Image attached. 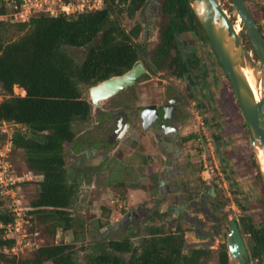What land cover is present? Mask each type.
I'll return each mask as SVG.
<instances>
[{
	"label": "trees",
	"instance_id": "16d2710c",
	"mask_svg": "<svg viewBox=\"0 0 264 264\" xmlns=\"http://www.w3.org/2000/svg\"><path fill=\"white\" fill-rule=\"evenodd\" d=\"M150 3L158 6L164 21L159 23L156 45L147 52L136 42L141 25L137 23L127 29L120 22V15L132 18ZM10 10L14 9L2 5L0 15ZM260 10L264 19V0ZM254 19L264 36L258 19ZM183 33H192L211 46L187 0H104L100 9L70 15L37 12L28 21L0 19V88L4 96L0 100V122L20 125L12 131L9 160L14 152L20 151L25 164L22 171L40 176L23 181L20 186L36 184L27 213L45 224L52 234L61 228L71 230L77 237L74 226L79 221L71 207L78 182L66 166L64 151L65 144L75 137L74 125L90 118L92 105L84 97V90L126 72L142 56L146 57L143 64L148 74L165 71L182 78L187 74L180 52ZM70 47L86 48L83 59L76 60L68 50ZM212 53L220 65L213 48ZM190 60L188 58L187 62ZM14 86L23 89L24 95L15 94ZM242 123L248 135L243 116ZM6 140L7 134L0 131V147ZM11 164L17 173H23ZM253 167L261 189L260 204L264 208V187L254 161ZM117 185H123L121 179ZM131 187L137 186L132 184ZM8 202L0 192V223L3 225L14 220ZM156 219L159 223H153ZM148 220L144 222L142 234L131 227L120 238L96 237L90 246L76 248L74 242L60 241L18 253L11 251L15 238L7 237L0 228V264H210L212 260L216 264H232L226 242L217 249L187 247L181 225L172 229L160 221L158 215L148 216ZM238 221L243 235H248L246 263L258 259L264 264V223H255L250 215H243ZM103 226L98 222L85 233L99 232ZM85 233L80 235L81 239ZM134 238H138V243Z\"/></svg>",
	"mask_w": 264,
	"mask_h": 264
},
{
	"label": "rangeland",
	"instance_id": "374dc122",
	"mask_svg": "<svg viewBox=\"0 0 264 264\" xmlns=\"http://www.w3.org/2000/svg\"><path fill=\"white\" fill-rule=\"evenodd\" d=\"M218 1L226 10L233 24L239 25L237 28L238 33L245 47L251 52L259 65V58L252 49L246 29L242 21L239 20L231 0ZM246 2L264 32V19L261 18L262 12L260 10L263 0H247ZM161 21H164V17L158 6L152 3L137 11L132 18L120 15V22L127 29L137 23L141 25V31L136 38V42L147 52H150L158 41V28ZM180 48L183 58H193V55L197 57L196 63L192 65V74L195 78H198V70L201 67L203 78L200 81V86L192 92L185 91V81L162 71L150 76L149 79L151 80L142 90L144 96L141 99L144 101L158 95L162 97L163 88L167 84H172L185 93H189L187 98L190 118L193 119L194 112L198 110L205 115L206 137L213 138L216 153L213 158L207 155L204 162L198 153V143L194 139L188 142L186 148L191 162L187 164L186 174L191 173L193 181L216 186L218 189L217 203L222 207L221 214L224 216L226 214L228 219L238 221L241 216L250 215L255 223H264V208L260 204L261 189L253 167V148L249 135L245 133L242 127L241 112L238 109L226 74L216 62L211 46L199 40L194 34L183 33L180 35ZM68 50L76 60H81L85 55L86 48L70 47ZM14 93L24 95L25 92L23 89L14 86ZM3 97L0 88V100ZM84 97L90 101L89 88L84 90ZM19 127L20 125L12 122H5V124L0 122V129L5 128L8 131H14ZM91 129V120L76 123L74 125L76 139H79L85 131ZM203 138V141L207 142L208 139ZM73 146V142L66 143L64 154L65 163L71 176L79 183L75 202L71 207L73 216L79 221L74 226L77 237L71 230L63 231L61 228H58L56 233L52 234L45 227V224L25 212L24 219L26 222L23 224L26 233L25 241L30 243L23 248V252H28L36 245L60 241L74 242L76 248L85 245L90 246V242L96 237L120 238L131 227H135V231L142 234L144 232L142 229L144 222H149L148 216L142 217V214H144L142 209L150 203L149 191L154 188L149 172L156 171L157 163L146 162L145 160L146 153L154 155L153 145L149 144L148 140L139 144L136 148L121 145L120 152L123 151L124 154L118 155L119 153L116 152V156L123 161L121 167H117L114 161L108 158L96 170L97 172L93 170L88 175L84 174L79 177L76 173L78 166L91 163H94L95 166L98 160L86 158L82 152L74 154ZM114 157L113 159H115ZM141 157H143V160ZM10 160L19 171L24 170V158L20 151L14 152ZM204 163L207 164L208 170L204 168ZM116 168L119 169V172L115 170ZM202 177H205V180ZM119 179L123 182L122 186L117 185ZM132 184L137 187H131ZM36 188L34 183L19 187L22 201L20 205L28 207L29 199L35 193ZM8 205L10 206V202H8ZM98 222L104 224L99 232L85 233L87 228H95ZM153 223H159V220L156 219ZM180 224L185 230V234L188 233L186 232L189 230L188 225L184 221H180ZM82 233L86 234L84 239H81L80 235ZM226 237L227 230L217 236L212 248L217 249L219 244L226 242ZM186 239L192 241L188 236ZM244 239L247 244L248 235H244ZM133 241L138 243V238H134ZM229 260L232 264H239L237 260L231 257H229ZM210 264H216L215 260H212ZM243 264H263V262L258 259H250L248 263L245 261Z\"/></svg>",
	"mask_w": 264,
	"mask_h": 264
},
{
	"label": "flooded vegetation",
	"instance_id": "af4514ba",
	"mask_svg": "<svg viewBox=\"0 0 264 264\" xmlns=\"http://www.w3.org/2000/svg\"><path fill=\"white\" fill-rule=\"evenodd\" d=\"M144 59L142 56L138 62L143 63ZM187 59L184 58L187 74L177 79L185 81V91L192 92L200 86L203 76L201 67L198 70V78L192 74V65L196 63L197 57L193 55L190 63ZM146 74L148 70L145 67V72L131 86L101 100L97 105H93L90 100L92 110L88 120H91L92 129L85 131L79 139L74 137L73 153L82 152L86 158L98 160V163L96 167L94 163L78 166L77 176L98 170L108 158L113 160L117 167H121L123 161L116 156V152L118 155L124 154L123 151L120 152V146L136 148L148 140L155 153H146L145 160L157 163V167L156 171L149 172L154 188L149 191L150 203L142 209V217L158 215L161 217L160 221H164L172 229L181 225L180 221H184L189 228L186 234L183 229L187 247L202 246L213 249L217 236L226 230L228 233L231 219L221 214L222 207L217 203L216 186L193 181L192 174H186L187 164L191 162L186 148L188 142L194 139L198 143L200 157L202 148L208 142H204V138H200L192 129L193 119L190 118L187 98L189 93L167 84L163 88L162 97L158 95L144 101L141 99L144 96L142 90L153 75ZM146 107L150 108L143 113ZM203 118L205 123V115ZM209 139L215 154L213 138ZM141 159L143 160V157ZM115 170L119 172L118 168ZM187 236L192 241H187Z\"/></svg>",
	"mask_w": 264,
	"mask_h": 264
},
{
	"label": "water",
	"instance_id": "95a60500",
	"mask_svg": "<svg viewBox=\"0 0 264 264\" xmlns=\"http://www.w3.org/2000/svg\"><path fill=\"white\" fill-rule=\"evenodd\" d=\"M187 1L206 32L213 51L230 82L233 95L247 125L254 152L253 158L264 187V157L261 161L258 156V149H262L264 155V36L246 0H231L246 29L252 49L259 58L258 65L218 0ZM246 69L253 71L258 102L249 84ZM144 72L143 63L137 62L126 72L111 76L90 86L91 103L97 105L101 100L131 86ZM148 108L150 107L144 108L143 113ZM226 245L229 257L237 260L239 264L245 263L249 257V252L236 219L230 220Z\"/></svg>",
	"mask_w": 264,
	"mask_h": 264
},
{
	"label": "built area",
	"instance_id": "2783aa9c",
	"mask_svg": "<svg viewBox=\"0 0 264 264\" xmlns=\"http://www.w3.org/2000/svg\"><path fill=\"white\" fill-rule=\"evenodd\" d=\"M6 5L13 11L0 15V19H8L10 21H28L29 18L37 12H47L52 16L59 14H74L89 10L100 9L104 5V0H0V6ZM5 124V122H3ZM192 126L196 134L207 140V144L202 148V159L206 161V156L214 157L213 147L210 139L206 137L205 123L203 115L199 111L194 112ZM1 132L7 134L5 144L0 147V192L9 199L10 208L14 214V220L6 225L0 223L4 235L14 237L15 244L11 251L18 253L28 246L30 242L25 241L26 233L24 229V219L28 207L21 204L19 195L20 183L32 179H38L39 175L31 172L17 173L9 160V152L12 146V131L5 128L0 129ZM208 170L207 164H203ZM205 180V177H202Z\"/></svg>",
	"mask_w": 264,
	"mask_h": 264
},
{
	"label": "bare ground",
	"instance_id": "6f19581e",
	"mask_svg": "<svg viewBox=\"0 0 264 264\" xmlns=\"http://www.w3.org/2000/svg\"><path fill=\"white\" fill-rule=\"evenodd\" d=\"M238 17L240 18L239 15H238ZM240 20H241V18H240ZM238 26L239 25H234V27H235V29H236L237 32H238V30H237ZM246 75H247V78L249 80V84L251 86V89L253 91V94L255 96V99L258 102L259 101V98H258L257 90H256L255 85H254V74H253V71L250 70V69H246ZM258 156H259L260 160L263 161L264 155H263L262 149H258Z\"/></svg>",
	"mask_w": 264,
	"mask_h": 264
}]
</instances>
